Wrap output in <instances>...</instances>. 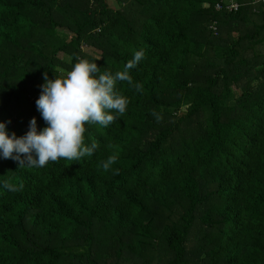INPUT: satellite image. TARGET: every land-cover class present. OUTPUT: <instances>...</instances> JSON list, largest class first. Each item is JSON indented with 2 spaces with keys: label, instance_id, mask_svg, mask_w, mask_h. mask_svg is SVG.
<instances>
[{
  "label": "trees",
  "instance_id": "trees-1",
  "mask_svg": "<svg viewBox=\"0 0 264 264\" xmlns=\"http://www.w3.org/2000/svg\"><path fill=\"white\" fill-rule=\"evenodd\" d=\"M111 1L0 0L9 135L33 117L47 126L45 72L80 57L115 75L145 53L129 70L143 91L115 84L125 116L85 125L92 156L20 168L0 155V264H264V12L250 0L237 12L219 0Z\"/></svg>",
  "mask_w": 264,
  "mask_h": 264
},
{
  "label": "clouds",
  "instance_id": "clouds-1",
  "mask_svg": "<svg viewBox=\"0 0 264 264\" xmlns=\"http://www.w3.org/2000/svg\"><path fill=\"white\" fill-rule=\"evenodd\" d=\"M144 56L143 49L135 51L124 69L115 75L100 73L97 63L80 57H76L71 70L56 73L55 79H49L45 72V83L40 86L42 91L36 106L47 126L38 131L33 117L29 131L18 138L14 132L9 135L7 131L6 125L11 121L0 122V155L17 161L20 168H43L61 159L79 161L92 156L99 144L93 140L90 146L85 145V125L108 127L125 116L129 100L114 91L115 84L127 82L137 92H142L143 85L133 82L129 70L136 68ZM152 115L160 120L157 113ZM116 161L117 156L112 155L101 166L107 172ZM115 174H119V169ZM3 186L11 192H20L24 187L22 183L9 180H5Z\"/></svg>",
  "mask_w": 264,
  "mask_h": 264
},
{
  "label": "built area",
  "instance_id": "built-area-1",
  "mask_svg": "<svg viewBox=\"0 0 264 264\" xmlns=\"http://www.w3.org/2000/svg\"><path fill=\"white\" fill-rule=\"evenodd\" d=\"M219 1L220 3L216 4L215 6L217 11H219L220 9H225L229 12H237L239 10V7L241 6L235 0H219ZM250 6L252 8V12L255 14L260 12V10L264 12V0H250Z\"/></svg>",
  "mask_w": 264,
  "mask_h": 264
},
{
  "label": "rangeland",
  "instance_id": "rangeland-1",
  "mask_svg": "<svg viewBox=\"0 0 264 264\" xmlns=\"http://www.w3.org/2000/svg\"><path fill=\"white\" fill-rule=\"evenodd\" d=\"M108 5L110 6V7H112V8H114L115 6H114V4H113V2L111 1V0H108ZM58 32V36H60L61 38H63V39H65L66 37H67V35H66V31L65 30H59V31H57ZM68 34V33H67Z\"/></svg>",
  "mask_w": 264,
  "mask_h": 264
}]
</instances>
